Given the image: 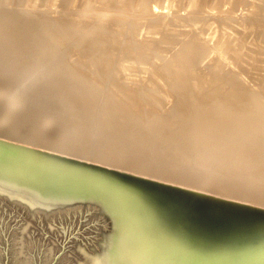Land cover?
I'll return each mask as SVG.
<instances>
[{"label": "bare ground", "instance_id": "obj_1", "mask_svg": "<svg viewBox=\"0 0 264 264\" xmlns=\"http://www.w3.org/2000/svg\"><path fill=\"white\" fill-rule=\"evenodd\" d=\"M89 1L91 2V0H89ZM141 1H142V3H141ZM141 1H140L141 4H143V2H145L144 0H141ZM257 1H259V0H257ZM0 2H1V0H0ZM176 2H177V0H176ZM190 2H191L190 4H192V2L194 3V0L190 1ZM238 2H239V0H234L233 4L237 5ZM259 2H261V1H259ZM259 2H257V3L259 4ZM262 2H264V1H262ZM196 3H197V1L195 0V4ZM254 3L257 4L256 2H254ZM147 4H145V5L147 6ZM197 4L195 6H197ZM250 4H251V2H250ZM102 5H104V4L102 3ZM225 5H227V4H225ZM199 6H201V5H198L196 7V11H197V8H199ZM231 6H232V4H231ZM258 6H260V4ZM140 7H141V5H140ZM147 7H149V6H147ZM167 7H169V6H167ZM224 7H226V6H224ZM200 8H203V7L201 6ZM200 8L198 9V11L200 10ZM258 8H262V7H258ZM132 9H133V7H132ZM138 9H140V8L137 7V10H136L137 12L139 11ZM220 9H221V7H220ZM239 9H240V7H238V11H239ZM142 10L146 11V9H142ZM142 10L140 9V11H142ZM234 10H237V9H234ZM245 10H247V9H245ZM251 10H254V9H251ZM7 11L9 12V10H7ZM220 11L222 12V10H220ZM223 11L226 12L225 8ZM227 11H228V9H227ZM246 12L248 14V11H246ZM10 13L12 14V12H10ZM79 13H80V11H79ZM243 13L246 15L245 12H243ZM23 14H24V12H23ZM105 14L103 16V14L101 13L102 17L100 16V14L97 15L98 17L100 16L101 18H98L96 15H94V16L92 15V17H94L93 19H96L95 18V16H96L99 19L97 22L102 21V24H103L104 20L106 21L108 19V21H110L109 18L105 16ZM108 14L109 13H107V15ZM86 15H87V13H86ZM251 15L252 14L250 12V16ZM259 16H261V15H259ZM7 17H8V15H7ZM89 17H90V15H89ZM171 17H173V16L171 15ZM71 18L73 19V16ZM68 19H70V18H68ZM127 19H128V17H127ZM172 19H174V18H171V20ZM193 19L199 20L198 18H193ZM241 19H243L242 16H241ZM19 20L21 21V19H19ZM48 20H49V18H48ZM77 20H78V18H77ZM244 20H245V18H244ZM256 20H257V18H256ZM51 21L52 20H50V22ZM58 21H60V20H57V22ZM89 21L91 22V19H89ZM152 21H153V19H152ZM176 21H178V20H176ZM191 21H192V19H191ZM24 22L26 24L27 21H24ZM62 22H63V19H62ZM132 22H134V20H132L131 23ZM139 22H140V20H139ZM149 22H150V20H149ZM192 22H196V21H192ZM53 23H54V21H53ZM110 23H111V21H110ZM181 23H182V21H181ZM186 23L188 24V21ZM198 23H202V22L198 21ZM212 23H214V22H212ZM248 23H249V21H248ZM37 24L38 23H36V25ZM58 24L60 25V22ZM66 24H68V23H66ZM79 24L77 23V25H79ZM92 24L93 23H91V25ZM128 24H126V26H129ZM132 24H133V27L131 25L129 28H131L133 30V28H136V26H134L135 22ZM175 24H177V22L176 23L174 22L173 25L175 26ZM71 25H73V27H74V24L72 22H71ZM107 25L110 26L111 24L107 23ZM138 25H137V28H138ZM146 25H147V23H146ZM193 25H194V27H197V23H196V25L195 24H193ZM214 25H215V23H214ZM216 25H217V23H216ZM234 25H236V24H234ZM39 26H41V24L38 25L37 27H39ZM66 26L64 25L65 28H66ZM126 26H124V27H126ZM147 26H145V24H143V27L145 28V30H146ZM169 26H172V23ZM244 26H242V27H244ZM251 26L252 25H250V27H249L250 29H251ZM71 27H70V33L72 31ZM77 27L79 29L76 30L77 34L75 36V38H76L75 40H77V39L79 40L80 38H82V35L85 32V31L83 32V30L86 27V25L84 26V28L82 27V25H79ZM87 27L85 28V30L87 29ZM167 27H166V29H168ZM191 27H190V29H191ZM198 27H199V25H198ZM260 27L261 26H259V28ZM39 28L37 29L35 27L36 31H38ZM58 28H60V26ZM67 28H68V26H67ZM93 28L95 29V26H93ZM110 28L108 27V29H110ZM129 28H128V30L131 31V29H129ZM144 28H141V30L142 29L144 30ZM249 28H247V29L249 30ZM56 29H57V27H56ZM113 29H114V27H113ZM136 29H134V31ZM171 29L172 28H170V31H173ZM92 30L93 29H91V31ZM151 30H149V31H151ZM193 30H194V28H193ZM226 30H228V29H226ZM229 30H230V28H229ZM39 31L37 32V34H39ZM41 31L40 32L43 34L42 28H41ZM52 31H53V29H52ZM73 31H75V30H73ZM99 31L100 30H97V31L93 30L92 32L98 33V34H94V35L99 36ZM102 31H103V33L106 32V30L104 31L103 29H102ZM134 31H133V33H134ZM139 31H140V28H139ZM245 31L248 34L247 30H245ZM47 32H50V31L47 29ZM47 32H44V34L46 33V35H47L46 39L49 38L48 37L49 33L47 34ZM65 32H66V30H65ZM92 32H91V34H92ZM110 32H112V31H110ZM115 32H116V30H115ZM126 32H127V30H126ZM223 32H224V30H223ZM249 32H250V30H249ZM263 32H264V30H263ZM13 33L17 34L15 31H12V33H11L12 36H13ZM55 33L56 32H54V34ZM129 33H131V32H129ZM129 33H128V36H129ZM133 33H132V38L135 34H137L139 32L137 31V33H135L134 35H133ZM173 33H174V31H173ZM191 33H193V32H191ZM216 33H217V31H216ZM6 34H8V31H0V38H2V40L0 39V44L7 43ZM52 34L53 33L50 34V37L52 39H55V38H53L54 35H52ZM61 34H62V32H61ZM72 34H74V33H72ZM87 34H88V32H87ZM100 34H102V33H100ZM143 34L145 35V33H142V35ZM167 34L169 37L170 35H169L168 31H167ZM231 34H233V33H231ZM234 34H237V33H234ZM251 34H253V33H251ZM35 35H36V33H35ZM59 35H60V33H59ZM66 35H67V33H66ZM108 35H109L108 32H106V37H108V39H106L107 41L110 40L109 36L111 38H113V40H114V37H116L114 35H113V37L111 35H109V36ZM117 35H120V34H117ZM174 35H175V33H174ZM176 35H178V34H176ZM42 36L43 35H41V38H42ZM61 36H63V35H61ZM126 36H127V34H126ZM67 37L68 36H65V38H67ZM140 37H142V36H140ZM171 37L172 36H170V38ZM187 37H188V35H187ZM249 37H250V35H249ZM98 38L101 39L100 36ZM102 38H103V36H102ZM117 38L118 37H116V39ZM137 38H139V37H137ZM184 38H185V36H184ZM189 38H190L191 42L189 41L190 46H187V49L189 47L190 51L186 50V49L185 50L189 51L188 52L189 56H195L196 57L197 53H198L197 56H199V53H200L199 50H202V49L204 50V47L207 43L206 42H205L206 44L202 43L203 41L201 42V40L198 39V37L196 36V32L191 34L189 36ZM230 38H231V36H230ZM251 38H250V40H251ZM84 39L87 40L88 38L87 39L84 38ZM120 39H122V38L120 37ZM164 39H165V37H164ZM166 39H168V38L166 37ZM172 39H174V38H171V40ZM50 40L51 39L49 38V41ZM78 40H77V42L80 41V40L79 41ZM85 40H84V44H85ZM122 40H124V39H122ZM127 40L130 41V39H127ZM155 40H157V39H155ZM160 40H161V38H160ZM186 40H188V39H186ZM227 40H229V39H227ZM46 41L48 42V39ZM54 41H56V40H54ZM54 41L52 40V42H54ZM135 41H136V39H135ZM223 41H224V39H223ZM253 41H254V39H253ZM50 42H48V44ZM113 42L115 43V46H116L117 43L115 41H113ZM120 42H118V43H120ZM164 42H165V40H164ZM168 42H169V40H168ZM168 42L166 41V44ZM259 42H261V40ZM87 43L89 44V42H87ZM218 43H219L218 44L219 47H216V48H219V51L221 49L222 53H224V48L226 46V43H222V42L221 43L218 42ZM261 43L263 44V42H261ZM26 44H27V42H26ZM84 44H82V46H84ZM86 44H85V46H86ZM98 44H100V43L98 42ZM121 44H123V42ZM183 44H185V43H182L181 45H183ZM7 45L11 46V48L8 51L11 52V54H13L15 51V47L17 46L16 40L15 39L12 40V37H11L10 39H8ZM158 45H160V44L158 43ZM185 45H187V44H185ZM29 46H30V44H29ZM91 46L89 48H91ZM95 46H97V48H98L97 43H95ZM121 46H120V49H122ZM207 46H208V44H207ZM63 47H64V44H63ZM63 47H62V49H63ZM77 47H79V46H77ZM84 47L83 48L80 47V48L84 49ZM94 47H93V52H95V50H96V49H94ZM110 47H111V45H110ZM156 47H157V45H156ZM253 47H255V46H253ZM135 48H136L135 50L137 53H140L142 50V47L140 45L136 46ZM180 48L184 49L185 47L184 48L180 47ZM207 48H205V49H207ZM116 49H118V47ZM88 50H91V49H88ZM88 50H87V52H88ZM100 50H102V49H100ZM124 50H126V49H124ZM159 50H161V49H159ZM210 50L211 49H208V51H210ZM121 51H120V53H121ZM228 51H229V49H228ZM43 52H44V56L46 59H48V60L49 59H55L54 53H52L49 46L44 47ZM115 52H116V50H115ZM27 53H28V51H27ZM84 53L86 54V50ZM84 53L82 52L83 55H85ZM103 53L104 52H102L101 54L103 55ZM183 53H185V52H183ZM183 53L182 54L180 53L181 55L180 54L179 55L182 56ZM243 53H246V52H244V50H243ZM106 54L108 55V53H106ZM117 54H119V53H117ZM160 54H162V53H160ZM204 54H205V52L203 53V55ZM229 54H230V52H229ZM86 55L90 56L91 54L88 55V53H87ZM120 55H121L120 57H123L122 53ZM110 56L113 57V55H110ZM180 56H178L179 59L181 58ZM183 56H182V58H183ZM73 57H74V54H73ZM83 57H85V56H83ZM93 57H96V55H93L91 58H93ZM97 57H96V59L100 58V57H98V58ZM103 57L106 58L107 56L105 57V55H104ZM103 57H101L102 61L101 60L95 61V59L93 58L94 61H89L88 66L83 64L82 61H71V60L70 61H53V60H51V61H32V62L29 61L25 66H20L19 61H8L7 59H9V58L6 57L5 55H2L0 57V139L15 143V144H19L22 146L24 145V146H28V147H35L38 149L62 154L63 156L65 155L67 157L69 156L72 158H76L78 160L80 159L81 161H87L86 159L89 156H91V158H92L93 155H98V156H100L99 158H101V159H97V160L95 159V161L104 163V165H101L103 167L124 169V170L131 171V172H134V173H137L140 175H145V176L155 178L158 180H162V181H165L168 183L176 184L179 187L182 186L183 188H186V189L202 192L205 194H213V196H217V197L220 196L221 198L225 197V198H229V200H233V201L238 200V202L242 201V202H247V203L252 204V205L254 204L256 206L258 205V206L264 207V98H261V97H263V94L261 95V97L258 96L259 93H257L258 95L250 94V96H248V97L249 98L252 97L253 99L249 102L250 103L252 102L254 105L250 106V104H249L248 105L249 107L247 106V107L241 108L240 106L238 107L236 105H233V103L228 104V105H225V104L216 105V103L218 102L216 100H215L216 101L215 105L212 106L211 104L206 103V104H208V106H207L206 104H204L205 101L200 102L199 101L200 99H197L198 101L197 100L192 101L193 102L192 106H189V105H191L190 104L191 102L188 103V101H185L189 104V105H187V104L186 105L189 106V108L192 107V109L189 110V108H188V112L185 111L186 115H184V116H183V114H185V113H183V111L180 109V106L182 104H185L182 102V103H180L181 104L180 106L178 105V103H174L173 105L177 104L178 107L176 109H173L171 111V113L166 112L164 115H167V116H165V117H160L161 111L159 114L160 116L158 115L159 117L156 115V113L153 116L150 115L148 117L147 114L145 113V111H146L145 109H144L145 110L144 112H141L142 109L139 110L141 112L140 113V112H138L137 107L138 108L139 107L149 108L152 111V109H153L152 103L157 101V100H155L156 99L155 95L157 94L160 97V92H161V94L163 92L162 87L160 85L156 86L155 84H152L150 82L145 83L143 81L144 80V76H143V80L140 79V80H142V82L140 81L141 86H138V85H135L132 83L129 84L127 82H124L125 84H127V86H126L127 89H125V88L120 89L121 93H119V91H118L119 88L118 89L116 88V90H115L114 89L115 87L114 88L112 87L113 85L110 86L111 88H109L108 86L111 84V82L114 81L115 77H114V75H112V77L107 76L105 79V77L103 78V76H99V74L102 73V72H100L101 67L105 63L102 59ZM111 57H110V59H112ZM114 57H117V56H114ZM120 57H117V59L118 58L120 59ZM178 57H176V58H178ZM142 58H144V57H142ZM240 58H241V56H240ZM254 58L256 59V56ZM89 59H90V57H89ZM119 59L117 61H119ZM193 59H191V61ZM106 60H107V58L105 59V61ZM249 60H252V59L250 58ZM115 61H116V59H115ZM123 61H124V59L122 60V62ZM178 61H180V60H178ZM107 62H109V61H107ZM107 62H106V64H108ZM110 62H112V61H110ZM124 62H126V61H124ZM139 62H141V61H139ZM142 62H143V60H142ZM199 63H201V62H199ZM254 63H255V61H254ZM111 64H109V65L112 67L113 64L115 65L116 63H113L112 65ZM137 64H139V63H137ZM143 64H141V65H143ZM122 65L123 66L117 65L116 66L117 69L114 68L116 73H117V70H119V69L120 70L122 69V72H125L127 69H129V68H127V69L125 68L126 70L124 71L123 68H124L125 63H123ZM145 65H147V63ZM172 65L174 66L175 64H171V69L170 68H168V69H170V70L175 69V68H172L173 67ZM89 66L94 67L95 71L91 70V68ZM106 66L108 67V65H106ZM106 66H105V68H106ZM128 66H126V67H128ZM134 66H135V70H136V67L138 65L136 66V64H135ZM111 67H108V68H110V70H111ZM140 67H142V66L139 65V69H140ZM103 68H104V66H103ZM149 68H150V66H149ZM179 68H180V66H179ZM239 69H240V67H239ZM129 70H130V72H132L131 69H129ZM141 70H143V69H141ZM165 70L166 69H164V71ZM176 70H177V67H176ZM205 70H206V68H205ZM128 71H126L125 73H128ZM164 71H161V72L164 73ZM196 71H197V69H196ZM173 72H175V70ZM110 73H112V72L110 71L109 74ZM134 73H135V71H134ZM134 73H132V74L134 75ZM136 73H135V76H136ZM202 73L204 74V72H202ZM243 73H244V71H243ZM246 73H248V72L246 71ZM118 74H119L118 78L117 79L115 78L117 81V85H118V81H120L118 79H119V76L121 73H118ZM165 74L167 75L168 73L166 72ZM177 74H176V76H177ZM163 75L164 74H162L161 76H163ZM166 75H165V77H166L165 79H168L167 76H169V75H167V76ZM199 75H200V73H199ZM222 75H221V79H219V76H217V77H215V79L212 80L214 83H216L219 79L218 87L220 85L223 86L225 84V83L223 84L224 78L222 79ZM104 76H105V74H104ZM130 76L131 75L129 73V76H124V77L129 78ZM178 77H179V75L177 76V79H175V81H173V80L170 81V79L167 81L164 80L165 81L164 84H166L168 86V89H167L168 92H170V93L174 92V94L175 93L179 94V97L177 100L179 102L180 97L181 98H183L184 96H186L185 98L188 97L187 96L188 94L186 95L185 92L194 91V89H193V86L191 83H188L187 81L185 82L184 80H179V78L181 79V76L179 78ZM261 77H263V76H261ZM199 79H198V83H199ZM248 79H249V77H248ZM121 80H123V79H121ZM133 80H135V79L133 78ZM160 80H163V78H160ZM206 80L207 79H205V81ZM220 80H222V83H220L221 82ZM260 80H255V81L259 82ZM126 81H128V80L126 79ZM205 81H202V83ZM244 81H247V80H244ZM263 81H262V83H263ZM122 82H120L119 86H122V84H121ZM208 82H210V81H208ZM213 82H212V85H214ZM133 83H135V82H133ZM161 83H163V82H161ZM202 83H199L200 87H201ZM252 83L253 82H251V84ZM254 83L256 84V82H254ZM113 84H115V83H113ZM234 84H235V82H234ZM236 84H238V83H236ZM241 85L242 84H240V86ZM165 86H163V88ZM240 86H237V88H239ZM209 87H210V85H209ZM247 87H248V84H247ZM252 87L254 88V86H252ZM257 87H258V85H257ZM199 88H198V90H199ZM222 88H224V86ZM225 88H226V86H225ZM241 88H242V90L244 89L243 86ZM255 88H254V90H255ZM203 89H204V87H203ZM219 89H221V88L219 87ZM262 89L264 90V88H262ZM201 90H202V88H201ZM210 90H211V88H210ZM210 90H208V91L210 92ZM216 91H217V89H216ZM201 92H199V93L201 94ZM228 92H230V91H228ZM213 94H215V92ZM219 94L221 95V94H223V92H220ZM233 95H234V93H233ZM248 95H249V93H248ZM227 96H228V94H227ZM229 96H230V93H229ZM166 97L170 98L169 96H166ZM220 97L221 96H219V98ZM237 97H239V98L243 97V99H244V97L247 98V95L237 96ZM185 98L180 99V100L181 101L185 100ZM130 99H132V103H130V101H131ZM175 99H177V97H175ZM261 99H263V100H261ZM2 100H3V102H2ZM160 100H162V99H160ZM169 101H170V99H169ZM160 103H162V102L160 101ZM202 103L204 104V106H202L203 105ZM97 104H99L98 107H100L98 111H97ZM132 104H133V106H132ZM155 105H156V102H155ZM209 105H211L213 109L209 108ZM158 106L160 108H162L160 105H158ZM134 107H136V109ZM157 109H158V107H157ZM157 109L156 108L153 109L154 112ZM184 110H186V109H184ZM162 111H163V109H162ZM164 111H165V109H164ZM95 113H98V115L100 114L99 118H98L99 120H97V125L99 123H101V124H105L106 126L113 127L112 128L113 131L106 135V139L108 141L109 140L112 141L114 139L113 143L109 146H108V144H104V145H99V143L96 144L97 136L95 135V128H93V127H95L94 124H96V123H93V121L97 119L98 115ZM142 114H146V116L142 115ZM148 114H150V113H148ZM94 115L95 116L97 115V117H96V119L93 120ZM170 118H173V122H175V120L179 121V123L181 122L182 127L179 130L180 132L179 131L176 132L177 128H175L176 126L173 125L172 120H169ZM36 121H38V122H36ZM25 122H27V125L25 124ZM29 123H30V125H29ZM36 123H41L42 126H45V128H48L47 131L44 132V130H46V129L41 128V126H40L41 124L35 125ZM32 124H34V126ZM38 125H39V127H38ZM31 126L34 127V129ZM49 129H50L51 133L48 132ZM115 131H119V132H121V134L119 136L115 135V133H117ZM46 132H48V133H46ZM53 132L57 133L58 139L53 135ZM62 136L63 137L66 136L64 138L65 141L63 140L64 143H66V141L68 140V139L66 140V138L68 137L69 139H72V144L70 143L71 141L68 140V141H70V142H68L70 144L69 145H63V143L60 142V141H62V139L60 138ZM59 139H61V140H59ZM96 147L100 150L97 151ZM122 152H126V153H124L125 155L122 154ZM91 158L89 157V159H91ZM186 158H193L194 161L186 162L184 160ZM95 164L98 165L99 163H95ZM199 172H201L203 176L197 175ZM199 183H202V184L205 183L203 185V186H205V188L207 187L206 186V184H207L208 188L205 189V188L198 187ZM202 184H201V186H202Z\"/></svg>", "mask_w": 264, "mask_h": 264}, {"label": "water", "instance_id": "obj_2", "mask_svg": "<svg viewBox=\"0 0 264 264\" xmlns=\"http://www.w3.org/2000/svg\"><path fill=\"white\" fill-rule=\"evenodd\" d=\"M0 264H264V208L0 139Z\"/></svg>", "mask_w": 264, "mask_h": 264}, {"label": "rangeland", "instance_id": "obj_3", "mask_svg": "<svg viewBox=\"0 0 264 264\" xmlns=\"http://www.w3.org/2000/svg\"><path fill=\"white\" fill-rule=\"evenodd\" d=\"M95 3H94V2ZM91 0V2L89 0H1V4H0V31H8V34H6V38H7V43L5 44H0V57L2 55H5L6 57H8L9 59H7L8 61H19L20 63V66H25L29 61H82L83 64L85 65H89V61H100L101 60V57H103L105 55V57L107 58V60L105 61L106 58H102L103 61L105 62L104 63V68L103 66L101 67V70L99 74V76H103V78L107 76H111L114 75V77L117 79L118 78V73H121L120 76H119V79L120 81H118V85H117V81L116 79L114 78V81L111 82V84L108 86L109 88H111L110 86H112L115 90L116 88L118 89L119 93L120 92V89H127L126 86L127 84H125L124 82H127V83H132V84H135V85H138V86H141V82L143 80V76H144V82L147 83V82H150L152 84H155L156 86L160 85L162 87V94L160 92V97L156 94L155 95V101L156 102V105H155V102L152 103V108L153 109H158L154 110L152 109V111L149 109V108H142V107H137V110L138 112H140L139 110L142 109L141 112H144L145 110V113L147 114V116L149 117L150 115L153 116L155 113L156 115L158 116L160 114V111H161V116L160 117H165L167 115H164L166 112H170L173 110V109H176L178 107V105L180 106L181 104L180 103H185V104H182L180 106V109L183 111V116L186 115V112H188V108L189 106H192V101H195L197 99H200L199 101L201 102H204V104L208 103V104H211L212 106L215 105L216 101H218L216 103V105L218 104H225V105H228V104H232L233 105H236V106H240L241 108L243 107H247L249 104L250 106L254 105L252 102L250 103L249 101H251L253 98H249L248 96H250V94L254 95H258L257 93H259V97H261V95L263 94V97L261 98H264V90L262 88H264V0H239L238 4L237 5H234L233 4V1L234 0H196L197 1V6L198 5H201L203 8H200L201 6H199L200 10L198 11L199 8H197V11H196V7L195 6V0H194V3L192 2V4H190L191 2L190 1H193V0H144L145 2L142 3L141 0ZM141 1V3H140ZM147 1V2H146ZM151 1V2H150ZM168 1V2H167ZM199 1V2H198ZM218 1V2H217ZM4 2V3H3ZM11 2V3H10ZM13 2V3H12ZM99 4H98V3ZM167 2V3H166ZM176 2V3H175ZM189 2V3H188ZM203 2V3H202ZM251 2V4H250ZM254 2H259L260 6H258L259 4H255ZM94 3V4H93ZM102 3L104 5H102ZM148 3V4H147ZM173 5H172V4ZM227 5H225V4ZM254 3V4H253ZM36 4V5H35ZM145 4H147V7ZM168 4V5H167ZM184 4V5H183ZM217 4V5H216ZM223 4V5H222ZM232 4V6H231ZM89 5V6H88ZM95 5V6H94ZM106 5V6H105ZM129 5V6H128ZM138 5V6H137ZM141 5V7H140ZM152 5V6H151ZM172 5V6H171ZM208 5V6H207ZM257 7H255V6ZM2 6V7H1ZM4 6V7H3ZM102 6V7H101ZM128 6V7H127ZM166 6V7H165ZM169 6V7H167ZM190 6V7H189ZM226 6V7H224ZM236 8H235V7ZM253 6V7H252ZM133 7V9H132ZM136 7V8H135ZM137 7L140 8L141 10L142 9H146L145 10H142L140 11V9H138L139 11L137 12ZM143 7V8H142ZM219 7V8H218ZM221 7V9H220ZM229 7V8H228ZM238 7H240L239 11H238ZM258 7H262V8H258ZM99 8V9H98ZM102 8V9H101ZM150 8V9H149ZM171 8V9H170ZM225 8L226 12L223 11ZM250 8V9H249ZM9 10V12L7 10ZM131 11H130V10ZM135 9V10H134ZM228 9V11H227ZM234 9H237V10H234ZM247 9V10H245ZM251 9H254V10H251ZM11 10V11H10ZM100 10V11H99ZM211 10V11H210ZM222 10V12L220 11ZM263 10V11H262ZM80 11V13H79ZM145 11V12H144ZM151 13H150V12ZM153 11V12H152ZM230 11V12H229ZM248 11V14L247 12ZM260 11V12H259ZM12 12V14L10 13ZM22 12V13H21ZM24 12V14H23ZM100 12V13H99ZM141 12V13H140ZM147 12V13H146ZM212 12V13H211ZM226 14H225V13ZM229 12V13H228ZM245 12L246 15L243 13ZM250 12H251V16H250ZM26 13V14H25ZM28 13V14H27ZM87 13V15H86ZM101 13L105 14L106 17L109 18V20L111 21H108V19L105 21H103V24H102V21L100 22H97L99 19L98 18H101ZM107 13H109L107 15ZM134 13V14H133ZM137 13V14H136ZM140 13V14H139ZM222 13V14H221ZM224 13V14H223ZM241 13V14H240ZM258 13V14H257ZM18 14V15H17ZM21 14V15H20ZM46 14V15H45ZM70 14V15H69ZM100 16L98 17L97 15ZM232 14V15H231ZM243 14V15H242ZM8 15V17H7ZM20 15V16H19ZM28 15V16H27ZM44 15V16H43ZM79 15V16H78ZM85 15V16H84ZM90 15V17H89ZM92 15H96L95 18L96 19H93L94 17H92ZM171 15L173 17H171ZM180 15V16H179ZM248 15V16H247ZM255 15V16H254ZM261 15V16H259ZM18 16V17H17ZM35 16V17H34ZM46 16V17H45ZM73 16V19L71 17ZM82 16V17H81ZM128 19H127V17ZM192 21H196V22H192ZM220 16V17H219ZM241 16L243 19H241ZM10 17V18H9ZM61 17V18H60ZM80 17V18H79ZM146 17V18H145ZM170 17V18H169ZM210 17V18H209ZM249 17V18H248ZM253 17V18H252ZM255 17V18H254ZM49 18V20H48ZM70 18V19H68ZM76 18V19H75ZM78 18V20H77ZM112 20H111V19ZM126 18V19H125ZM150 18V19H149ZM171 18H174L171 20ZM176 18V19H175ZM188 18V19H187ZM193 18H198L199 20H196V19H193ZM202 18V19H201ZM229 18V19H228ZM237 18V19H236ZM245 18V20H244ZM257 18V20H256ZM259 18V19H258ZM21 19V21L19 20ZM29 19V20H28ZM32 19V20H31ZM62 19H63V22H62ZM65 19V20H64ZM89 19H91V22L89 21ZM153 19V21H152ZM170 19V20H169ZM240 19V20H239ZM247 19V20H246ZM250 19V20H249ZM50 20H52L50 22ZM57 20H60L57 22ZM88 20V21H87ZM129 20V21H128ZM134 20L135 24L134 26H136L137 28V25H138V28H133V30L131 28H129L131 25L133 27V24L134 22L131 23V21ZM140 20V22H139ZM145 20V21H144ZM150 20V22H149ZM155 20V21H154ZM175 20V21H174ZM178 20V21H176ZM184 20V21H183ZM190 20V21H189ZM220 20V21H219ZM227 20V21H226ZM237 20V21H236ZM24 21H27L26 24ZM36 21V22H35ZM54 21V23H53ZM68 21V22H67ZM94 21V22H93ZM138 21V22H137ZM158 23H157V22ZM170 21V22H169ZM172 21V22H171ZM180 21V22H179ZM182 21V23H181ZM188 21V24L186 23ZM199 22H202V23H198ZM204 21V22H203ZM243 21V22H242ZM246 21V22H245ZM249 21V23H248ZM60 22V25L58 24ZM71 22L74 24V27L73 25H71ZM76 22V23H75ZM97 22V23H96ZM138 24H137V23ZM147 25H146V23ZM152 22V23H151ZM174 22L177 24H175V26L173 25ZM185 22V23H184ZM190 22V23H189ZM217 23V25L215 26ZM221 22V23H220ZM226 24H225V23ZM31 23V24H30ZM36 23H38L36 25ZM65 23V24H64ZM68 23V24H66ZM77 23L79 25H82V27L84 28V26L86 25L87 29L83 30L84 34L82 35V38H80L77 42V40H75V36L77 34V29H79L77 26ZM82 23V24H81ZM85 23V24H84ZM87 23V24H86ZM90 23V24H89ZM91 23H93L91 25ZM100 25H99V24ZM106 23V24H105ZM108 24H111L110 26L107 25ZM129 23V24H128ZM150 23V24H149ZM156 23V24H155ZM172 23V26H169L171 25ZM197 23V27H194L193 24L196 25ZM207 23V24H206ZM251 23V24H250ZM257 23V24H256ZM3 24V25H2ZM39 27H37L38 25H40ZM52 24V25H51ZM54 24V25H53ZM66 26V28L64 27V25ZM70 24V25H69ZM96 24V25H95ZM102 24V25H101ZM126 24H128L129 26H126ZM142 24V25H141ZM143 24H145L146 27V30L145 28L143 27ZM154 26H153V25ZM169 24V25H168ZM192 24V25H191ZM236 24V25H234ZM239 24V25H238ZM248 26H247V25ZM255 24V25H254ZM13 25V26H12ZM21 25V26H20ZM77 25V26H76ZM113 25V26H112ZM141 25V26H140ZM151 25V26H150ZM199 25V27H198ZM244 27H242V26ZM251 26V29L249 28ZM8 26V27H7ZM18 26V27H17ZM45 28H44V27ZM60 26V28H58ZM62 26V27H61ZM72 26V27H71ZM92 26V27H91ZM93 26H95V29L93 28ZM97 26V27H96ZM110 29H108V27ZM126 26V27H124ZM140 26V27H139ZM168 26V27H167ZM174 26V27H173ZM192 26V27H191ZM259 26H261L259 28ZM35 27L41 31V28L43 29V34L39 31V34H37L38 31H36ZM57 27V29H56ZM70 27H71V33H70ZM103 27V28H102ZM107 27V28H106ZM114 27V29H113ZM156 27V28H155ZM166 27L168 29H166ZM172 28L171 30L174 31H170V28ZM183 27V28H182ZM191 27V29H190ZM242 27V28H241ZM253 27V28H252ZM12 28V29H11ZM97 28V29H96ZM131 29L130 30H128ZM139 28H140V31H139ZM141 28H144V32L141 30ZM155 28V29H154ZM194 28V30H193ZM228 30H226V29ZM230 28V30H229ZM236 28V29H235ZM245 28V29H244ZM249 28V30L247 29ZM259 28V29H258ZM35 29V30H34ZM46 31H45V30ZM47 29L53 33L52 35H54L53 38L55 39H52L50 37V32H47ZM53 29V31H52ZM55 29V30H54ZM62 29V30H61ZM68 29V30H67ZM91 29H93L94 31H97V30H100L99 31V36L101 37V39H99L98 35H94V34H98V33H94L91 31ZM102 29L106 32H108L109 35H111L113 37L116 36L118 37L116 39V37H114V40L113 38H111L109 35V41H107L106 39H108V37H106V32L103 33ZM112 29V30H111ZM134 29H136L134 31ZM152 29V30H151ZM242 29V30H241ZM66 30V32H65ZM75 30V31H73ZM108 30V31H107ZM112 32H110V31ZM116 30V32H115ZM125 30V31H124ZM129 33V36H128V33ZM148 30V31H147ZM151 30V31H149ZM224 30V32H223ZM233 30V31H232ZM248 32V34L246 33V31ZM12 31H15L17 34H14L13 33V36H12ZM68 31V32H67ZM134 31V33H133ZM137 31L139 33H137ZM147 31V32H146ZM162 31V32H161ZM167 31L169 32V35L172 36L171 38H174L171 40L170 36L168 37V34H167ZM217 31V33H216ZM44 32H47V34L49 35L48 37L51 39L49 41V38L48 39V42H50L48 44V42L46 41V33L44 34ZM54 32H56L54 34ZM62 32V34H61ZM88 32V34H87ZM92 32V34H91ZM121 32V33H120ZM123 32V33H122ZM126 32V33H125ZM149 32V33H148ZM196 32V36L198 37V39L201 40L202 43H207L204 47V50H199V56H197L196 54V57L195 56H189L188 52L190 51V48L188 47L187 49V46H190V38L189 36L191 34ZM204 32V33H203ZM255 32V33H254ZM36 33V35H35ZM60 33V35H59ZM67 33V35H66ZM74 33V34H72ZM102 33V34H100ZM111 33V34H110ZM125 33V34H124ZM132 33L133 35L135 33L133 38H132ZM141 33V34H140ZM142 33H145V35L143 36ZM233 33V34H231ZM234 33H237V34H234ZM253 33V34H251ZM257 33V34H256ZM90 34V35H89ZM116 34V35H115ZM117 34H122L121 36L120 35H117ZM127 34V36H126ZM140 34V35H139ZM172 34V35H171ZM178 34V35H176ZM206 34V35H205ZM255 34V35H254ZM41 35L42 38H41ZM46 35V36H45ZM63 35V36H61ZM103 38H102V36ZM131 35V36H130ZM167 35V36H166ZM174 35V36H173ZM188 35V37H187ZM250 35V37H249ZM40 36V37H39ZM59 36V37H58ZM65 36H68L67 38H65ZM74 36V37H73ZM98 36V37H97ZM122 39H120V37ZM123 36V37H122ZM142 36V37H140ZM185 36V38H184ZM231 36V38H230ZM261 36V37H260ZM12 37V40L15 39L16 40V43H17V46L15 47V51L13 54H11V52H9L8 50L11 48L10 45H7L8 44V39H10ZM70 37V38H69ZM73 37V38H72ZM90 37V38H89ZM106 37V38H105ZM127 37V38H126ZM132 39H131V38ZM139 37V38H137ZM165 37V39H164ZM166 37L168 39H166ZM217 37V38H216ZM221 37V38H220ZM241 37V38H240ZM247 37V38H246ZM252 37V38H251ZM5 38V37H4ZM5 38V39H6ZM46 40H45V39ZM57 38V39H56ZM72 38V39H71ZM84 38H88L87 40H85ZM141 38V39H140ZM161 38V40H160ZM177 38V39H176ZM251 38V40H250ZM2 40V38H0ZM62 39V40H61ZM67 39V40H66ZM92 39V40H91ZM100 41H99V40ZM127 39H130L127 40ZM136 39V41H135ZM157 39V40H155ZM188 39V40H186ZM211 39V40H210ZM222 41H221V40ZM224 39V41H223ZM229 39V40H227ZM242 39V40H241ZM254 39V41H253ZM45 40V41H44ZM52 40H56L54 42H52ZM58 40V41H57ZM72 40V41H71ZM84 40H85V44L87 42H89V44L87 43L86 46L84 44ZM115 41L117 44L115 46V43L113 41ZM117 40V41H116ZM126 40V41H125ZM165 40V42H164ZM169 40V42H168ZM178 40V41H177ZM184 40V41H183ZM238 40V41H237ZM246 40V41H245ZM261 40V42H263V44L261 42H259ZM61 41V42H60ZM87 41V42H86ZM93 43H92V42ZM100 44H98V42ZM121 41V42H120ZM140 41V42H139ZM166 41L168 42L166 44ZM190 41V42H189ZM249 41V42H248ZM22 42V43H21ZM27 42V44H26ZM60 42V43H59ZM120 42V43H118ZM123 42V44H121ZM135 42V43H134ZM161 42V43H160ZM176 42V43H175ZM218 42H222V43H226V46L224 48V53H222L221 49L219 51V48H216V47H219V43ZM256 42V43H255ZM54 43V44H53ZM81 43V44H80ZM91 43V44H90ZM95 43H97L98 45V48L97 46H95ZM113 45H112V44ZM131 43V44H130ZM158 43L160 45H158ZM182 43H185L183 45H181ZM189 43V44H188ZM251 43V44H250ZM259 43V44H258ZM30 44V46H29ZM63 44H64V47H63ZM78 44V45H77ZM81 46H80V45ZM82 44H84V46H82ZM122 46H121V45ZM166 44V45H165ZM180 44V45H179ZM241 44V45H240ZM245 44V45H244ZM92 45V46H91ZM111 45V47H110ZM141 46L142 47V50L140 53H137L136 52V46ZM157 45V47H156ZM169 45V46H168ZM179 45V46H178ZM50 48V50L52 51V53H54V57L55 59H46L45 56H44V52H43V49L44 47H48ZM61 46V47H60ZM79 46V47H77ZM91 46V48H89ZM96 48H95V47ZM114 48H113V47ZM120 46L121 48L123 49H120ZM124 46V47H123ZM185 48H184V47ZM211 46V47H210ZM247 48H246V47ZM255 46V47H253ZM63 47V49H62ZM84 47V49H81V48ZM93 47L95 50V52H93ZM104 47V48H103ZM108 49H107V48ZM118 47V49H116ZM133 47V48H132ZM180 47L184 48V49H181ZM208 47V48H207ZM102 50H100V49ZM113 48V49H112ZM176 48V49H175ZM207 48V49H205ZM257 48V49H256ZM88 49H91V50H88ZM98 49V50H97ZM112 49V50H111ZM126 49V50H124ZM161 49V50H159ZM189 50V51H186V50ZM208 49H211L210 51H208ZM229 49V51H228ZM242 49V50H241ZM60 50V51H59ZM83 50V51H82ZM86 50V54L88 53L91 54L90 56H87L84 52ZM88 50V52H87ZM119 53V54H117ZM122 50V51H121ZM243 50L244 52L246 53H243ZM28 51V53H27ZM85 54L83 55L82 52ZM100 51V52H99ZM106 51V52H105ZM112 51V52H111ZM122 53V56L123 57H120L121 53ZM207 51V52H206ZM233 51V52H232ZM249 51V52H248ZM67 52V53H66ZM74 52V53H73ZM81 54H80V53ZM102 52L103 55L101 54ZM145 52V53H144ZM185 52V53H183ZM205 52V54L203 55V53ZM230 52V54H229ZM236 54H235V53ZM25 53V54H24ZM108 53V55L106 54ZM115 55H114V54ZM144 53V54H143ZM162 53V54H160ZM183 53V58L182 56H180L181 54ZM187 53V54H186ZM245 55H243V54ZM262 53V54H261ZM71 54V55H70ZM73 54H74V57H73ZM96 55V57H100L98 59H96V57H93L91 58L93 55ZM113 55L114 56H117V57H120L119 61L122 59H124V61L126 62H122V60L120 61L122 64L125 63L124 65V68L123 70L125 71L127 68L131 69L132 72H130L129 69H127L126 71H128V73H125V72H122V69L120 70H117V73L116 71L114 70V68L117 69V65L119 66H123L119 61H117V57H111L110 55ZM125 56H124V55ZM128 54V55H127ZM180 54V55H179ZM186 54V55H185ZM201 54V55H200ZM216 54V55H215ZM32 55V56H31ZM140 55V56H139ZM219 55V56H218ZM225 55V56H224ZM237 55V56H236ZM85 56V57H83ZM109 56V57H108ZM180 56L181 58L179 59ZM202 56V57H201ZM227 56V57H226ZM241 56V58H240ZM256 56V59L254 58ZM260 56V57H259ZM263 56V57H262ZM32 57V58H31ZM90 57V59H89ZM110 57L112 59H110ZM141 57V58H140ZM144 57V58H142ZM163 57V58H162ZM178 57V58H176ZM190 57V58H189ZM244 57V58H243ZM259 57V58H258ZM31 58V59H30ZM127 60H126V59ZM138 58V59H137ZM146 58V59H145ZM194 58V59H193ZM226 58V59H225ZM240 58V59H239ZM252 59V60H249V59ZM254 58V59H253ZM262 58V59H261ZM27 59V60H26ZM81 59V60H80ZM116 59V61H115ZM145 59V60H144ZM164 59V60H163ZM180 61H178V60ZM191 59H193L191 61ZM197 59V60H196ZM202 59V60H201ZM220 59V60H219ZM223 59V60H222ZM228 59V60H227ZM114 60V61H113ZM143 60V62H142ZM158 60V61H157ZM166 60V61H165ZM171 60V61H170ZM241 60V61H240ZM243 60V61H242ZM102 61V60H101ZM107 61H112V62H107ZM138 61V62H137ZM141 61V62H139ZM145 61V62H144ZM176 61V62H175ZM182 61V62H181ZM255 61V63H254ZM262 61V62H261ZM24 62V63H23ZM106 62L108 64H106ZM118 62V63H117ZM130 62V63H129ZM149 62V63H148ZM158 62V63H157ZM160 62V63H159ZM197 62V63H196ZM201 62V63H199ZM113 64V63H116L115 65L113 64V66L111 67L109 64ZM139 63V64H137ZM144 63V64H143ZM147 63V65H145ZM164 63V64H163ZM216 63V64H215ZM242 63V64H241ZM247 63V64H246ZM111 64V65H112ZM131 64V65H130ZM136 64V71L135 70V66L134 65ZM143 64V65H141ZM149 64V65H148ZM161 64V65H160ZM171 64H175L172 68H175L173 70H170L171 69ZM177 64V65H176ZM237 64V65H236ZM106 65H108V67H111V70L110 68H108ZM129 65V66H128ZM139 65L142 66L140 67L139 69ZM169 65V66H168ZM194 65V66H193ZM202 65V66H201ZM216 65V66H215ZM229 65V66H228ZM106 66V68H105ZM128 66V67H126ZM134 66V67H133ZM144 66V67H143ZM146 66V67H145ZM150 66V68H149ZM177 67V70H176V67ZM180 66V68H179ZM225 66V67H224ZM90 67V66H89ZM161 67V68H160ZM167 67V68H166ZM204 69H203V68ZM242 70H240L239 69ZM257 67V68H256ZM91 70L95 71L94 70V67H90ZM126 68V69H125ZM170 68V69H168ZM193 68V69H192ZM206 68V70H205ZM231 68V69H230ZM247 68V69H246ZM133 69V70H132ZM139 69V70H138ZM143 69V70H141ZM164 69H166L164 71ZM197 69V71H196ZM223 69V70H222ZM254 69V70H253ZM104 70V71H103ZM114 70V71H113ZM175 70V72H173ZM210 70V71H209ZM220 70V71H219ZM240 70V71H239ZM250 70V71H249ZM112 72L109 74V72ZM119 71V72H118ZM121 71V72H120ZM136 73V76H135V73ZM160 71V72H159ZM161 71H164L161 72ZM177 71V72H176ZM201 71V72H200ZM232 71V72H231ZM234 71V72H233ZM237 71V72H236ZM244 71V73H243ZM246 71L249 73H246ZM262 73H261V72ZM168 73L167 76L165 73ZM180 72V73H179ZM198 72V73H197ZM204 72V74L202 73ZM210 72V73H209ZM215 74H214V73ZM220 72V73H219ZM129 73H130V77H124V76H129ZM134 73V75L132 74ZM178 73V74H177ZM200 73V75H199ZM214 75H213V74ZM233 73V74H232ZM235 73V74H234ZM243 73V74H242ZM102 74V75H101ZM105 74V76H104ZM162 74H164L163 76H161ZM179 75V77L181 76V79L179 78V80H184L185 82L187 81L188 83H191L192 86H193V89L194 91H187L185 92V94L188 96L187 98H185L186 96H184L183 98H179V102L177 101L178 100V97H179V94H174V92H168V86L165 83L164 80H169L170 81H175V79H177V76ZM181 74V75H180ZM203 74V75H202ZM209 74V75H208ZM220 74V75H219ZM223 74V75H222ZM251 74V75H250ZM165 75L168 77V79H165ZM197 75V76H196ZM202 75V76H201ZM211 75V76H210ZM221 75H222V79H223V86L224 88H222L223 86H219L221 89H219L218 85H219V79H221ZM135 76V77H134ZM201 76V77H200ZM213 76V77H212ZM219 76V79L216 83H214L212 80L215 79V77ZM224 76V77H223ZM230 76V77H229ZM241 78H240V77ZM257 76V77H256ZM263 76V77H261ZM150 77V78H149ZM203 77V78H202ZM238 77V78H237ZM249 77V79H248ZM259 77V78H258ZM131 78V79H130ZM133 78L136 80H133ZM160 78H163V80H160ZM200 78V79H199ZM202 78V79H201ZM211 80H210V79ZM233 78V79H232ZM235 78V79H234ZM245 78V79H244ZM123 79V80H121ZM125 79V80H124ZM126 79L128 81H126ZM142 79V80H140ZM158 79V80H157ZM198 79H199V83H202V81H205V79H207L205 82H203L201 84V87H200V84L198 83ZM226 79V80H225ZM261 79V80H260ZM263 79V80H262ZM132 82H131V81ZM151 80V81H150ZM240 80V81H239ZM244 80H247V81H244ZM250 80V81H249ZM255 80H260L259 82L258 81H255ZM123 81V82H122ZM130 81V82H129ZM141 81V82H140ZM156 81V82H155ZM196 81V82H195ZM210 81V82H208ZM222 83V80H220ZM239 81V82H238ZM263 81V83H262ZM120 82H122V86H119ZM135 82V83H133ZM163 82V83H161ZM212 82L214 85H212ZM236 83H240L242 84L240 86V84H236L237 86H240L239 88H237V86L234 84ZM251 82H253L251 84ZM256 82V84L254 83ZM261 82V83H260ZM115 83V84H113ZM124 83V84H123ZM140 83V84H139ZM260 83V84H259ZM162 84V85H161ZM247 84H248V87H247ZM255 84V85H254ZM166 85V86H165ZM203 85V86H202ZM206 85V86H205ZM210 85V87H209ZM216 85V86H215ZM228 85V86H227ZM260 85V86H259ZM263 87H262V86ZM163 86H165L163 88ZM215 86V87H214ZM226 86V88H225ZM231 86V87H230ZM244 87V89L242 90L241 87ZM246 86V87H245ZM254 86V88L252 87ZM200 87V88H199ZM204 87V89H203ZM218 87V88H217ZM228 87V88H227ZM230 87V88H229ZM199 88V90H198ZM204 91H202L201 90ZM211 88V90H210ZM260 88V89H259ZM164 89V90H163ZM215 89V90H214ZM217 89V91H216ZM226 91H224V90ZM238 89V90H237ZM249 91H248V90ZM258 89V90H257ZM202 92H201V91ZM210 90V92L208 91ZM252 90V91H251ZM258 92H257V91ZM165 91V92H164ZM230 91V92H228ZM247 91V92H246ZM256 91V92H255ZM260 91V92H259ZM201 92V94L199 93ZM215 92V94H213ZM220 92H223V94H219ZM241 92V93H240ZM254 92V93H253ZM166 93V94H165ZM218 93V94H217ZM228 96H227V94ZM229 93H230V96H229ZM234 93V95H233ZM236 93V94H235ZM249 93V95H248ZM261 93V94H260ZM164 94V95H163ZM197 94V95H196ZM207 94V95H206ZM162 95V96H161ZM173 95V96H172ZM177 95V96H176ZM199 95V96H198ZM224 95V96H223ZM233 95V96H232ZM243 95H247V98L243 97L239 98L237 96H243ZM166 96H169L170 98L166 97ZM208 96V97H207ZM214 96V97H213ZM219 96H221L219 98ZM163 97V98H162ZM175 97H177V99H175ZM172 98V99H171ZM185 100H180V99H184ZM189 98V99H188ZM213 100H212V99ZM128 99V98H127ZM162 99V100H160ZM170 99V101H169ZM207 99V100H206ZM211 99V100H210ZM218 99V100H217ZM240 99V100H239ZM129 100V99H128ZM130 103H132V99H130ZM174 100V101H173ZM177 102H176V101ZM190 100V101H189ZM216 100V101H215ZM245 100V101H244ZM247 100V101H246ZM263 100V99H261ZM160 101L162 103H160ZM185 101H188L191 102L189 105L187 102ZM198 101V100H197ZM207 101V102H206ZM209 101V102H208ZM211 101V102H210ZM215 101V102H214ZM3 102V100H2ZM169 102V103H168ZM214 102V103H213ZM222 102V103H221ZM249 102V103H248ZM171 103V104H170ZM174 103H178V105H173ZM245 103V104H244ZM248 103V104H247ZM189 106H187V105ZM203 104V103H202ZM204 104L202 106H204ZM208 104H206L208 106ZM247 104V105H246ZM99 104H97V111L99 110L100 107H98ZM158 105H160L162 108H160ZM186 105V106H185ZM205 105V106H206ZM209 105V108L213 109L212 106ZM243 105V106H242ZM133 106V104H132ZM135 106V105H134ZM206 106V107H207ZM211 106V107H210ZM249 107V106H248ZM136 109V107H134ZM170 108V109H169ZM208 108V107H207ZM145 109V110H144ZM148 109V110H147ZM165 111L163 112L162 111ZM179 109V108H178ZM186 109V110H184ZM191 108H189V110H191ZM148 111V112H147ZM150 111V112H149ZM158 111V112H157ZM140 112V113H141ZM163 112V113H162ZM150 113V114H148ZM98 115V113H95ZM146 114H142V115H145ZM97 115L95 116L94 115V119H96ZM100 115V114H99ZM99 115L97 117L96 120L93 121V123H96L94 124L95 127V135L97 136V139H96V144L99 143V145H104V144H108L111 145L114 141V139L112 141H108L106 139V135L111 133L113 131V127H110V126H106L105 124H101L99 123L97 125V120H99ZM158 116V117H159ZM169 120H172V123L173 125H175L177 128L176 132H178L180 130V128L182 127L181 125V122L179 123V121H176L173 122V118H170ZM178 120V119H177ZM96 121V122H95ZM38 122V121H36ZM41 122V121H40ZM178 122V123H177ZM177 123V124H176ZM25 124L27 125V122H25ZM37 124H41V123H36L35 125ZM25 125V126H26ZM30 125V123H29ZM34 126V124H32ZM38 125V127H39ZM97 125V126H96ZM41 128L43 129H46L44 130L47 131L48 128H45V126H42V124L40 125ZM178 126V127H177ZM32 127V126H31ZM34 129V127H32ZM48 132L51 133L50 129L48 130ZM46 132V133H48ZM56 132V131H55ZM53 132V135L57 138V133ZM117 133H115V135H120L121 132L119 131H115ZM180 132V131H179ZM49 133V134H50ZM55 133V134H54ZM64 136V135H63ZM62 136V137H63ZM59 137V136H58ZM60 137L62 139V142L63 145H69L70 143L72 144V139H69L68 137L66 138V140H70V141H66V143H64L65 141V137ZM58 139V138H57ZM59 139V140H61ZM3 140V139H1ZM64 140V141H63ZM70 142V143H68ZM68 143V144H67ZM98 145V146H99ZM24 146V145H23ZM28 147V146H26ZM30 148H34V149H38V148H35V147H30ZM97 148V147H96ZM38 150H42V149H38ZM100 149L97 148V151H99ZM42 151H45V152H50V151H46V150H42ZM50 153H53V154H57V155H61L63 156L62 154H58V153H54V152H50ZM126 152H122V154H124ZM92 155V154H91ZM125 155V154H124ZM65 156V155H64ZM95 156V157H94ZM67 157V156H65ZM69 157V156H68ZM91 158V156H89ZM89 157H87V161H84V162H88V163H92V164H95V163H99L98 165H104V163L102 162H96L95 159H101L99 158L100 156L98 155H93V157L91 159H89ZM69 158H72V157H69ZM94 158V159H93ZM73 159H76V158H73ZM78 160V159H76ZM80 160V159H79ZM186 162H191V161H194L193 158H186L184 159ZM81 161V160H80ZM91 161V162H90ZM102 163V164H101ZM97 165V164H96ZM111 168V167H109ZM112 169H116V168H112ZM119 171H123V172H128V173H133L135 175H138V176H141V177H146V178H149V179H153V180H156V181H160V182H164V183H168V182H165V181H162V180H158V179H155V178H151V177H148V176H145V175H140V174H137V173H134V172H131V171H127V170H124V169H117ZM197 175L199 176H203L201 172H199ZM216 181V180H215ZM168 184H172V183H168ZM202 183H199L198 187H201V188H205V186H203L204 184ZM172 185H176V184H172ZM178 186V185H177ZM206 188H208V185L206 184ZM182 187V186H180ZM205 188V189H206ZM209 195H213V194H209ZM220 197V196H218ZM221 198V197H220ZM224 199H228L229 198H225L223 197ZM238 202V200H235ZM240 203H246L248 205H252V204H249L247 202H242L240 201ZM252 206H256V205H252ZM256 207H260V208H264L262 206H256Z\"/></svg>", "mask_w": 264, "mask_h": 264}]
</instances>
